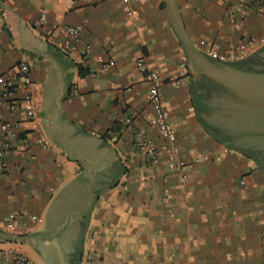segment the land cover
I'll return each mask as SVG.
<instances>
[{"label": "crops", "instance_id": "crops-1", "mask_svg": "<svg viewBox=\"0 0 264 264\" xmlns=\"http://www.w3.org/2000/svg\"><path fill=\"white\" fill-rule=\"evenodd\" d=\"M242 1L0 0V76L26 64L36 107L30 122L14 116L21 135L0 173V250L44 264L33 250L35 236L66 224L74 234L72 248L62 251L68 264L87 252L90 264H264V147L227 140L198 113L201 79L211 80L197 70L199 58L210 59L205 50L229 54L242 36L264 29L262 4L249 7L233 29ZM64 27L79 31L89 54H63ZM97 56L112 63L103 75H95ZM263 57L264 47L220 65L248 63L250 71ZM139 59L162 80L178 82L164 84L162 94L180 158L189 164L184 180L162 156L152 163L136 149L142 138L157 149L162 144L147 124ZM8 212L37 221L14 238L2 232Z\"/></svg>", "mask_w": 264, "mask_h": 264}, {"label": "built area", "instance_id": "built-area-1", "mask_svg": "<svg viewBox=\"0 0 264 264\" xmlns=\"http://www.w3.org/2000/svg\"><path fill=\"white\" fill-rule=\"evenodd\" d=\"M129 0H121L122 5H126ZM263 1L262 3L258 2ZM264 5V0H243L242 10L236 19H232V27L238 30L241 22L247 17V9L251 6ZM128 17H132L129 10H125ZM260 20L264 24V12L260 15ZM40 22H45V18L40 16ZM62 34L66 38V42L61 46V50L65 55L80 54L85 56L89 54L91 47L83 43L79 36V31L74 27L62 28ZM258 34V35H257ZM80 46V47H79ZM264 47V29L259 33L242 36L234 45V51L229 54H219L213 48H207L205 53L210 59L220 63H234L248 58L258 50ZM96 69L95 75H103L112 65L111 61L100 56L95 58ZM136 71L143 76L146 84V104L149 110V118L147 124L153 128L158 134L162 144L159 149L152 145L147 139L137 141V151L145 157H148L152 163H156L159 156L165 160L167 170L176 171L179 178L185 179V171L189 164L180 158V152L175 145V135L172 126L169 123V114L165 107L162 87L164 84L175 86L178 84L176 80H162L155 72L148 70L141 59L135 62ZM181 76L186 75V69L181 67ZM10 78L0 76V173L6 170L7 157L13 151L15 142L19 140L21 135L20 126L22 122L17 119L16 114H21L25 122L33 120L36 114V107L32 100L30 92L29 68L26 64L20 62L13 66L10 70ZM21 89L22 94L17 97L16 91ZM190 110V109H189ZM2 112L9 114L11 119H5ZM36 143L42 149L45 148L41 144V140L37 139ZM206 157L194 159L191 164H197ZM239 185L244 187V182L239 180ZM37 221L35 216H29L25 219L21 214L15 212L6 213L1 219L2 232L11 234L14 238L19 237L16 232L26 230L29 224ZM20 233V234H21ZM92 254L87 252L80 259L78 264H90ZM0 264H35L26 255L17 253L14 250H0Z\"/></svg>", "mask_w": 264, "mask_h": 264}, {"label": "rangeland", "instance_id": "rangeland-1", "mask_svg": "<svg viewBox=\"0 0 264 264\" xmlns=\"http://www.w3.org/2000/svg\"><path fill=\"white\" fill-rule=\"evenodd\" d=\"M254 61L248 71V63L220 65L213 59L201 57L197 69L211 79H201L203 106L198 113L204 125L227 140H239L244 148L249 143L264 147V57ZM211 82H218V85H211ZM254 130H260L262 135L249 136ZM73 235L65 224L54 235L35 236L33 250L44 264H68L63 253L72 248Z\"/></svg>", "mask_w": 264, "mask_h": 264}, {"label": "trees", "instance_id": "trees-1", "mask_svg": "<svg viewBox=\"0 0 264 264\" xmlns=\"http://www.w3.org/2000/svg\"><path fill=\"white\" fill-rule=\"evenodd\" d=\"M78 73H79V75H82V74L80 73V70H78Z\"/></svg>", "mask_w": 264, "mask_h": 264}]
</instances>
